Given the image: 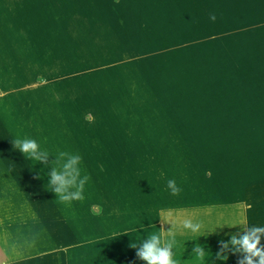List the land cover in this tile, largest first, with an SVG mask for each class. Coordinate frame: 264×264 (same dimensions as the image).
<instances>
[{"label":"rangeland","instance_id":"rangeland-1","mask_svg":"<svg viewBox=\"0 0 264 264\" xmlns=\"http://www.w3.org/2000/svg\"><path fill=\"white\" fill-rule=\"evenodd\" d=\"M61 151L81 157L82 201L48 187ZM157 175L222 196L231 179L259 216L264 0H0V264H143L135 178Z\"/></svg>","mask_w":264,"mask_h":264},{"label":"crops","instance_id":"crops-1","mask_svg":"<svg viewBox=\"0 0 264 264\" xmlns=\"http://www.w3.org/2000/svg\"><path fill=\"white\" fill-rule=\"evenodd\" d=\"M135 179L137 188L143 190V193L145 191L147 195L143 194L138 205L134 207H144L138 209L139 212H142L139 216H147L153 220L152 223L150 222L153 233L170 229L175 233L177 244L173 249V258L178 264H198L192 255L195 244L204 246L205 251L208 252L204 258V264H225L226 260L221 261L216 258V253L220 250V241L223 240L227 243L231 235L243 234L242 227L264 226V207L258 208L260 212L257 210L256 215L259 214V216L253 220V215H250L252 211L249 209L252 206L248 204V200L246 202L240 200L242 203L238 204L240 195L237 193L236 184L231 179H228L227 183L225 182L228 191L223 196L220 193V186L223 187L222 183L220 186L219 184L215 186L213 183L214 190L206 193L204 180L199 186L195 184L197 187H189V181L184 179L180 184L181 191L175 198H172L170 192L166 190L167 183L159 175L154 181L151 176L148 178L149 188L145 186L144 179L141 177L136 176ZM167 194H169V198L165 197ZM206 195L208 196L206 197ZM239 216L243 223L240 226L236 221ZM184 219L202 223L200 232L191 233L189 230L183 229ZM169 220L173 223H164ZM168 238L166 235H162V239ZM261 245L264 246V237L261 238Z\"/></svg>","mask_w":264,"mask_h":264},{"label":"clouds","instance_id":"clouds-1","mask_svg":"<svg viewBox=\"0 0 264 264\" xmlns=\"http://www.w3.org/2000/svg\"><path fill=\"white\" fill-rule=\"evenodd\" d=\"M215 20V16L211 17ZM12 147L17 149L21 155L30 161L41 163L48 166L47 151H42L39 144L32 138H17L13 141ZM81 157L69 152L61 151L55 157L50 165L48 176V187L55 193L57 199L66 204L73 201H82L84 199V188L89 177L82 175L80 168ZM39 178V177H37ZM167 189L170 194L178 195L181 189L177 186L175 180H168ZM164 223L172 224L173 221H165ZM182 227L191 233H198L202 228V223L193 222L191 219H184ZM243 235L237 238V235H231L228 242L220 241V250L216 253V258L225 261L229 250L232 254H241L237 264H264V246L261 245V238L264 237V226L242 227ZM162 235L169 237L162 239ZM175 233L170 229L168 231L159 230L150 234L141 244H131L130 247L138 249L136 257L143 264H178L173 258V249L176 246ZM198 264H204V258L208 255L204 246L195 244L192 249Z\"/></svg>","mask_w":264,"mask_h":264},{"label":"trees","instance_id":"trees-1","mask_svg":"<svg viewBox=\"0 0 264 264\" xmlns=\"http://www.w3.org/2000/svg\"><path fill=\"white\" fill-rule=\"evenodd\" d=\"M244 234V233H243ZM240 234V235H243ZM237 236V238H239V236ZM231 249V245H229V250L227 251V260L225 262V264H237L239 259H242V255L237 253V254H232V252L230 251ZM70 261H74L73 259H69L68 262ZM33 263H28V264H40L37 260L32 261Z\"/></svg>","mask_w":264,"mask_h":264}]
</instances>
